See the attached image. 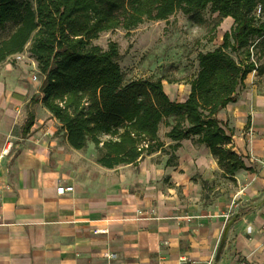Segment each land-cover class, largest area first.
<instances>
[{"label": "crops", "instance_id": "obj_1", "mask_svg": "<svg viewBox=\"0 0 264 264\" xmlns=\"http://www.w3.org/2000/svg\"><path fill=\"white\" fill-rule=\"evenodd\" d=\"M233 25L225 18L223 32ZM18 56L0 63V264H205L221 246L228 264H264V96L238 90L218 113L247 167L233 177L198 136L180 141L172 165L171 152L159 150L106 168L66 153L52 114L32 101L40 95L33 66ZM66 145L80 155L87 148Z\"/></svg>", "mask_w": 264, "mask_h": 264}, {"label": "trees", "instance_id": "obj_2", "mask_svg": "<svg viewBox=\"0 0 264 264\" xmlns=\"http://www.w3.org/2000/svg\"><path fill=\"white\" fill-rule=\"evenodd\" d=\"M264 0H0V31H14L0 41V63L25 52L36 60L43 82L33 102L60 123L75 150L93 143L97 162L106 168L136 164L159 150L175 159L180 141L198 136L215 157L224 177L247 169L231 146L232 133L218 113L236 101L238 89L256 70L254 42L264 35L256 8ZM234 25L217 49L199 54V70L184 102L171 100L163 79L125 84L119 47L93 43L102 33L135 29L146 21L166 20L182 12L204 24V12ZM234 53L237 59L232 55ZM34 124L31 114L26 130ZM175 144L165 147L159 132Z\"/></svg>", "mask_w": 264, "mask_h": 264}, {"label": "rangeland", "instance_id": "obj_3", "mask_svg": "<svg viewBox=\"0 0 264 264\" xmlns=\"http://www.w3.org/2000/svg\"><path fill=\"white\" fill-rule=\"evenodd\" d=\"M30 1L35 3V0ZM217 14L207 9L204 12L205 23L198 24L184 13L177 12L166 20L146 21L130 31L116 29L104 32L93 43L104 49H108L113 42L118 44V62L125 76V84L162 78L164 89L171 100L181 99L199 70V54L213 51L223 43L225 33L222 22L224 20L217 23L219 20ZM257 20V24L264 25V15L257 17ZM14 29L13 25H8L6 29L0 31V41L8 37ZM253 45L251 60L255 62L256 70L247 76V84L245 82L238 89L240 91L238 95L247 92L248 96L252 94L264 96V35ZM19 55L15 61L33 66V69L27 70L33 83L41 87L43 76L39 69H34L36 66L38 68L36 60L30 55L28 49ZM232 55L237 59L234 53ZM37 103L38 112L41 113L40 102ZM51 118L53 120L49 123L51 122L50 128L53 129V134L60 141V145L66 147L65 150H68L66 153L71 155L74 162L97 161L99 153L91 142L81 155L70 151L60 123L54 117ZM167 131L168 128L162 125L159 132L161 138H165ZM261 219L264 222V215ZM260 234L264 237V226Z\"/></svg>", "mask_w": 264, "mask_h": 264}, {"label": "built area", "instance_id": "obj_4", "mask_svg": "<svg viewBox=\"0 0 264 264\" xmlns=\"http://www.w3.org/2000/svg\"><path fill=\"white\" fill-rule=\"evenodd\" d=\"M264 15V3H261L258 5V7L256 8V17H260ZM264 23V21H263ZM11 149V144L8 145V147L4 150V153H9ZM261 162L262 164L264 165V154H263V157L261 159ZM73 188L72 187H60L59 188V192L60 193H65L66 191H72ZM228 217L230 216L229 214L227 215ZM105 230H102V229H97L95 230V233H102L104 232ZM218 252L219 250L217 251L216 255L213 256L210 260H208L205 264H228L226 262L223 261V257H222V253L220 256H218ZM106 257L109 258V259H115L117 257V254L115 253H107L106 254ZM194 264H197L196 262H194ZM234 264H247L246 261L242 258H238L236 259L235 263Z\"/></svg>", "mask_w": 264, "mask_h": 264}, {"label": "water", "instance_id": "obj_5", "mask_svg": "<svg viewBox=\"0 0 264 264\" xmlns=\"http://www.w3.org/2000/svg\"><path fill=\"white\" fill-rule=\"evenodd\" d=\"M222 248H223V247L221 246V248L219 249V252H218V256L221 255V253H222V251H223Z\"/></svg>", "mask_w": 264, "mask_h": 264}]
</instances>
